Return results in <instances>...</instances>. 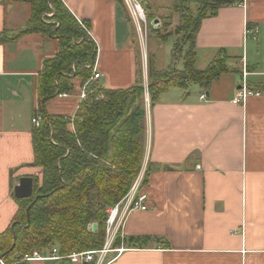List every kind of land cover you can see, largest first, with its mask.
<instances>
[{
	"label": "crops",
	"instance_id": "obj_1",
	"mask_svg": "<svg viewBox=\"0 0 264 264\" xmlns=\"http://www.w3.org/2000/svg\"><path fill=\"white\" fill-rule=\"evenodd\" d=\"M62 1L78 20L90 22L89 33L97 44L94 68L101 73L97 80L103 87L132 88L144 54L154 57L159 71L183 69L175 64L160 68L158 47L143 40V29L160 27V17L176 23L175 0H140L152 19L143 27L125 1ZM163 9L173 14H159ZM30 12L27 1L0 0V36L6 37L0 41V233L18 210L14 188L19 179L30 176L35 183V177L42 176V168L33 164L37 80L44 60L60 49L55 38L42 33L15 38ZM195 51L197 69L223 54L230 70L208 88L192 82L185 88L171 87L152 101L148 59L141 65L147 86L141 173H147L142 190L148 193L149 208L130 211L118 233L158 239L144 247L114 243L126 250L109 264H264V0H242L203 19ZM244 71L249 88L260 94L235 103ZM83 85L74 78L67 96L46 102L47 112L73 117Z\"/></svg>",
	"mask_w": 264,
	"mask_h": 264
},
{
	"label": "trees",
	"instance_id": "obj_2",
	"mask_svg": "<svg viewBox=\"0 0 264 264\" xmlns=\"http://www.w3.org/2000/svg\"><path fill=\"white\" fill-rule=\"evenodd\" d=\"M23 1L30 3V17L15 38L42 33L55 38L60 49L44 60L38 75L36 114L42 115V121L32 130L33 164L42 168V176L35 177L32 197L16 198L18 210L13 222L0 233V258L7 264H30L24 257L34 250L44 253L58 247L60 253H65L101 249L106 238L108 209L128 194L140 175L146 145L141 64L132 88L108 89L98 80L90 81L97 57V44L89 33L90 22L78 20L62 0ZM175 1L174 12L183 11L181 6L186 8V4L194 1L196 14H190L186 20L187 49L184 51V45L175 44L174 50L183 59L182 70L159 71L154 57H149L148 90L152 101L171 87L185 88L192 82L208 88L227 71L218 66L217 58L203 70L196 68L195 37L203 19L216 15L223 6L242 2ZM47 13H52L50 20L54 23L47 21ZM168 36L160 34L159 38L166 40ZM2 40L6 37L0 36ZM219 58L225 60L223 54ZM74 78H80L82 84L89 83L86 98L73 117L49 114L46 102L71 92ZM146 182L147 173L142 186ZM157 239L121 237L118 233L115 245L124 241L130 247H144Z\"/></svg>",
	"mask_w": 264,
	"mask_h": 264
},
{
	"label": "built area",
	"instance_id": "obj_3",
	"mask_svg": "<svg viewBox=\"0 0 264 264\" xmlns=\"http://www.w3.org/2000/svg\"><path fill=\"white\" fill-rule=\"evenodd\" d=\"M128 5L135 21L139 26L143 23L144 25L148 22V17L146 9L142 6L140 0H124ZM251 30H247V33ZM247 72L244 71V79L239 89L237 95L234 97L233 101L235 103H242L245 99L252 94H260V91L249 88L246 76ZM101 73L98 72L95 68L93 75L90 79L97 80L100 79ZM88 83H85L82 86L81 98L84 100L87 94ZM61 96H67L68 93H62ZM202 98H205L206 95L203 93ZM42 121V115L36 114L32 118V123L34 126H39ZM142 179L143 173H140L137 180L133 184L132 188L128 194L116 205L108 209V218L106 221V238L104 246L98 250H86V251H72L60 253L58 247H53L48 254H44L39 250H34L31 254L25 255L24 260H55V261H69L72 264H109L111 261L116 259L120 254H122L126 248L124 246H115V238L118 236V232L121 228V225L132 210H147L148 205V193L142 190ZM92 227V226H91ZM111 253L115 255L107 260ZM0 264H7L0 258Z\"/></svg>",
	"mask_w": 264,
	"mask_h": 264
},
{
	"label": "rangeland",
	"instance_id": "obj_4",
	"mask_svg": "<svg viewBox=\"0 0 264 264\" xmlns=\"http://www.w3.org/2000/svg\"><path fill=\"white\" fill-rule=\"evenodd\" d=\"M176 4H177V1L174 2L173 8H175ZM186 5H188L187 6L188 8L187 7L184 8L183 6H181L183 11H177L176 12L177 16H179L176 23L172 24L171 22H168L166 20L167 19L166 17H160V20H161V26L160 27L159 26H157V27L150 26L149 29L148 28L146 30L143 29V38H145L143 40L146 43V45L150 46L151 48L158 47V51H157L158 65L162 69H168L174 64L178 68H182V66H183L182 57L180 56V54H177V51L174 50L175 44H176L175 42H178L180 45L181 44L184 45L185 39L187 38L186 37L187 32H185V31H186V27H187L188 22L186 20H188V17H190V14H192V15L196 14V8H197V5L195 3L189 2ZM142 6L144 7L145 5L142 4ZM144 8L146 9V7H144ZM168 12H169V10L163 9V10L159 11V14H164L166 16H169V15L171 16L173 14L171 10H170V14H168ZM51 16H52V13L46 14L47 21L54 23L55 22L54 20H50ZM151 20L152 19H150L149 21H151ZM143 25L144 24H142V27H143ZM166 33H168L169 36L167 37L166 40L161 41L159 39L160 34H166ZM186 46H187V44H186ZM149 57L150 56H148L146 58L145 54L142 55L140 57L141 65L143 64V66L144 65L146 66V60L148 59V62H149ZM219 57H220V55L216 59V60H218L217 61L218 66L219 67L223 66V67L227 68V70H230V67L228 66L226 61L221 60ZM170 70H172V68H170ZM164 71H166V70H164ZM144 84L146 85L145 82H144ZM144 87L146 89L147 86H144ZM111 258L112 257L109 256V258L107 260H109Z\"/></svg>",
	"mask_w": 264,
	"mask_h": 264
},
{
	"label": "water",
	"instance_id": "obj_5",
	"mask_svg": "<svg viewBox=\"0 0 264 264\" xmlns=\"http://www.w3.org/2000/svg\"><path fill=\"white\" fill-rule=\"evenodd\" d=\"M34 192V178L30 176H24L19 179L18 184L14 188V195L18 199L30 198ZM33 205L30 204L28 209Z\"/></svg>",
	"mask_w": 264,
	"mask_h": 264
}]
</instances>
